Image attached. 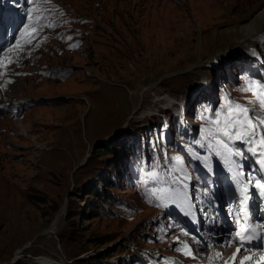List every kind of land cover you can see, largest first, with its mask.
Returning <instances> with one entry per match:
<instances>
[{"label": "rangeland", "instance_id": "1", "mask_svg": "<svg viewBox=\"0 0 264 264\" xmlns=\"http://www.w3.org/2000/svg\"><path fill=\"white\" fill-rule=\"evenodd\" d=\"M59 1L66 16L67 39L61 43L66 52L43 53L41 49L40 56L27 57L22 67L29 73L40 67L42 59L52 74L16 76L13 84L6 85L0 74V93L1 87L6 90L0 105L21 100L17 115L8 111L12 106H0V264H39L42 259L49 260L46 264H123L128 254L131 264L138 249L175 256L173 243L157 239L154 232L164 218L139 202L131 182L125 184L118 178L119 129L133 123L149 124L153 118L148 115L155 107L167 105L173 97L180 102L186 94L198 108L194 119L202 116L209 123V135L214 132L211 121L217 113H224L229 102L252 108L242 102L241 94L237 99L230 90L251 89L255 83L256 89L244 91L247 96L259 90L254 77L264 83L260 74H264V45L251 57L242 55L239 48L245 43L241 32L264 12V0ZM81 14L88 21H82ZM72 26L83 29L85 36ZM200 82L206 83L205 91L198 90ZM217 86L225 92L220 99ZM187 120L191 127L181 131L178 150H188L186 155L193 158L194 166L209 165L200 145L206 123L200 120L194 125L190 115ZM112 141L113 154L97 156L100 146ZM229 147L235 150L233 144ZM178 150L169 149V169L185 178L189 165ZM178 156L180 164L175 161ZM219 159L230 163L236 175L242 169L244 175H237L240 179L246 172L257 173L245 157L242 164L222 149L214 153L212 167L219 171L217 178L209 182L210 188L197 185L199 194H206L213 203L229 190L223 183L232 180L226 174L222 179ZM154 172L149 174L155 188L161 186L183 201L175 177ZM114 173L117 185L102 188L101 193L112 195L118 204L100 203L90 195V188L98 182L96 175ZM186 180L192 194L194 171ZM164 199L168 202L165 195ZM186 204L198 205L193 196ZM61 209L55 231H47ZM174 226H168L172 237L183 238L180 223ZM209 246L206 240L204 249Z\"/></svg>", "mask_w": 264, "mask_h": 264}, {"label": "snow or ice", "instance_id": "2", "mask_svg": "<svg viewBox=\"0 0 264 264\" xmlns=\"http://www.w3.org/2000/svg\"><path fill=\"white\" fill-rule=\"evenodd\" d=\"M32 0H29L31 3ZM42 16L35 17L34 23L39 24L42 21ZM52 25H46V27H51ZM39 29H35V32H38ZM15 45H11L8 48V51H11ZM23 47V46H22ZM3 51V49H0ZM257 85L255 83L252 84L251 89H245L244 91H251L252 89H256ZM253 97L255 99L247 101V103L252 104L253 108L245 107L239 103L229 102L226 104L225 111L223 114L217 113L215 118L211 121L214 125V132L210 133L213 136L215 143H209L207 146L210 150L215 148L217 150L216 154H219L222 149L225 155H231L236 157H242L244 155L243 152L233 151L230 149L229 145L234 144L237 140L241 143H246L250 147L248 151L254 157H257L256 163L260 166L261 170H264V134L258 135V128L264 129V85L259 87V90L252 91ZM258 109V111H257ZM255 121V122H254ZM259 144L261 147H257ZM177 164L181 163V158L178 156L175 158ZM205 163H207V158H205ZM237 175H244L243 170L241 169ZM246 182L249 185L254 186L258 189V194L261 200H264V175H261L259 179H255L252 174H248L246 176ZM187 185H185L186 187ZM161 192L165 190L161 189ZM245 193V197H248L249 190L248 188L243 189ZM155 196V193H153ZM167 199H172L171 196H168ZM159 200V197H157ZM160 206H164L163 203ZM261 229H264V225L260 226ZM257 231L256 228H249L242 226L241 230L236 232L235 237L228 242L229 247L232 246L233 242L237 244L235 252L233 253L232 260H236L237 255H242L243 251H250L249 249H245V244H250L253 239V234ZM183 235H188L186 232L182 233ZM179 242V239H177ZM188 248L187 244H183L181 248H177L176 251L181 252L182 254H190L184 253V249ZM220 253H216L217 257H220ZM251 259V257H244V260ZM227 264V262H225ZM239 264H243V261H240Z\"/></svg>", "mask_w": 264, "mask_h": 264}, {"label": "bare ground", "instance_id": "3", "mask_svg": "<svg viewBox=\"0 0 264 264\" xmlns=\"http://www.w3.org/2000/svg\"><path fill=\"white\" fill-rule=\"evenodd\" d=\"M241 35L243 36V41L242 42H245V43H243V44L241 43L239 45L240 46L239 47L240 50L243 52L242 55L251 57V55H253L257 51L258 46L264 45V36H263L264 35V12L262 14H260L258 16V18H256L248 27H246L241 32ZM35 53H37V52H35ZM2 63H3V58H2V55H0V72L3 69ZM215 64H218V62L215 61ZM17 79H19V78H17ZM5 91L6 90L3 88V91L0 93V103H1V100H3V98L5 96L4 95ZM17 91L18 92H22L23 90L21 89V90H17ZM9 101H11V100H9ZM17 101L18 102L15 103V104H19L21 102L20 98H18ZM7 103L8 102L6 100V102H5L6 105H3V104H1V105L7 106V105L10 104V103L9 104H7ZM256 146L258 148L261 147L259 144H257ZM249 147L250 146L248 144L241 143V149L244 152V155L246 154L250 161L256 160L257 157H254L253 155L251 156L249 154V152H250V151H248ZM258 172L261 173L260 170H258ZM260 177H261V175H260ZM224 199H225V197H224ZM63 211L64 210L61 209L58 212V214L55 217V219L52 221V223L46 229L47 231H50V230L55 231V229H56V227H57V225L59 223V220L61 219ZM192 215H193V219L196 220V215L194 213V209H192ZM210 217L211 218H217L218 215L216 213H213V215H211ZM219 227L220 226L218 225V229H219ZM213 231H215V230L213 229ZM207 238H208L207 236H203V239L206 240ZM208 240H209L208 242L210 244V246H209L210 248L207 249L208 250L207 256L208 257H210V256L213 257L214 264H225V262H227V264H235V261L237 260V257H236L235 261L231 259L232 256H233V253L235 252L234 243L232 244L231 247L228 246L227 248H224V246L228 245V242L230 240H232L231 237L228 236V233L220 232L217 237H213V235H210ZM228 251H229V253H228ZM216 253H220L221 254L220 257H217ZM249 261L250 260H244L243 264H247ZM47 262H49V260L42 259L39 264H41V263L42 264H46Z\"/></svg>", "mask_w": 264, "mask_h": 264}, {"label": "trees", "instance_id": "4", "mask_svg": "<svg viewBox=\"0 0 264 264\" xmlns=\"http://www.w3.org/2000/svg\"><path fill=\"white\" fill-rule=\"evenodd\" d=\"M123 133H126L125 131H123ZM117 137V136H116ZM130 137V136H129ZM120 136L118 135L117 137V140L119 141L120 140ZM127 141V138L123 139V140H120L119 141V148L121 149H115V153H121V151L123 150H127V146L128 144L126 143ZM113 141L112 142H109L107 145H102L100 146V149L97 151V156L98 155H104V156H111L113 154ZM121 150V151H120ZM123 156V153H121L119 155V158ZM118 158V159H119ZM117 159V160H118ZM116 160V161H117ZM97 178V183H94L92 185V187L90 188V195L91 196H94L95 198H97V200L101 203L103 202L104 200L112 203L114 202V200L112 199V195H103V193H101V189L104 188V189H109L111 186V184H114L115 185V182L112 180V174L111 175H104V174H98L96 175ZM115 178V173L113 175V179ZM99 179V180H98ZM97 262H101V259L97 260ZM89 264H97L96 261L95 262H90Z\"/></svg>", "mask_w": 264, "mask_h": 264}]
</instances>
